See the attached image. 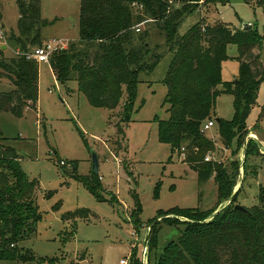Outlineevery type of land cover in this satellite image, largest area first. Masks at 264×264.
I'll return each instance as SVG.
<instances>
[{"label": "rangeland", "instance_id": "rangeland-1", "mask_svg": "<svg viewBox=\"0 0 264 264\" xmlns=\"http://www.w3.org/2000/svg\"><path fill=\"white\" fill-rule=\"evenodd\" d=\"M86 1L40 0L41 16L51 22L42 30L43 43L56 38L67 41L68 46L77 43L81 6ZM169 3L180 8L186 4L195 5V12L181 24L180 35L186 34L200 20L205 25L221 22L234 30L250 24L264 33V7L256 0L250 3L227 0L216 6H207L203 0H169ZM138 8L142 10L141 6H134V11ZM0 12V25H4L5 32V39L0 40L1 95L14 88L1 67V60L18 56L19 46L11 40L18 33L20 11L17 0H0ZM148 23L145 22L142 29L147 28ZM3 45L9 48L5 49ZM227 53L229 59L221 67L222 79L234 82L240 69L237 45H229ZM256 53L260 54L264 69V43ZM171 59L167 54L149 77L142 75L133 109L125 121L122 118L126 93L114 110L94 107L79 90L76 80L60 84L47 62L39 64L37 108L26 109L22 117L8 111L0 114L6 143L16 149L22 169L31 179L39 181L36 202L42 219L37 232L19 246L33 251L37 258H56V262L42 264H121L124 258H129L128 262L132 264L134 253V264H149L150 250L145 243L151 224L161 221V218L157 219L159 212L175 208H198L207 212L216 208L205 220L210 221L230 204L228 200L218 206V187L214 178L200 182L197 168L186 162L180 151H173L170 145L159 140L158 120H167L170 116L169 105L165 104L168 88L164 78ZM234 115V96L220 94L210 118L215 125L204 131L215 142L216 149L208 152L205 158L211 153L210 163H220L229 172L237 167L239 175L233 194L240 193L236 205L253 208L258 204L259 188L264 186V151L256 144L257 152L250 151L247 158L246 149H237V139L231 148L222 142L218 120L231 121ZM246 124L264 140V82ZM93 153L99 158V180L104 187L102 196L107 201H100L80 181L93 174ZM62 160L66 166L61 164ZM242 167L243 180L240 178ZM139 206L140 222L137 225L133 215ZM77 210H89V213L81 212L74 219L63 220L66 213ZM161 226L158 252L167 242L176 240L181 230V227ZM66 234L69 238L63 240ZM1 264L38 263L4 261Z\"/></svg>", "mask_w": 264, "mask_h": 264}, {"label": "trees", "instance_id": "trees-1", "mask_svg": "<svg viewBox=\"0 0 264 264\" xmlns=\"http://www.w3.org/2000/svg\"><path fill=\"white\" fill-rule=\"evenodd\" d=\"M203 1L207 6H216L227 0ZM256 2L264 7V0ZM17 3L18 33L11 40L19 46L20 53L10 60H1V67L14 88L0 95V114L8 111L22 117L26 109L37 108L40 78L39 64L27 59L24 53L45 44L42 30L51 22L42 18L40 0H17ZM134 6H141L142 10L138 8L135 12ZM194 6L175 7L169 0H88L81 6L80 39L53 54L50 64L60 84L76 80L79 90L94 107L114 110L126 93L122 118L125 121L133 109L142 75L149 77L170 54L172 59L164 78L168 88L165 104L169 105L170 116L167 120H158L159 140L179 153L185 148V160L197 168L200 182L214 178L218 206L231 202L210 221L205 220L216 208L207 212L198 208L159 212L157 219L161 221L151 224L146 238L149 264H264V186L259 188L256 206L246 211L236 209L240 193L233 194L237 167L229 172L220 163L205 161V155L213 152L216 144L202 128L211 120L217 97L222 93L231 94L235 115L231 121L218 120L221 139L227 147L231 148L235 139L237 149L243 147L249 133L246 119L257 104L264 82L260 54L256 53L264 43V33L255 27L249 31L234 30L221 22L205 25L200 20L180 35L179 28L195 12ZM144 21L150 25L137 32L135 26ZM231 44L238 47L239 77L234 82H224L221 67L229 59L227 48ZM255 145L250 140L245 150L247 158L250 151L257 152ZM19 158L16 149L6 143L0 127V264L4 261L56 262L54 257L37 258L33 251L19 246L37 232L42 219L36 202L39 181L31 179L22 169ZM80 181L100 201H107L102 196L104 187L99 174L82 177ZM140 210L139 206L133 215L137 225ZM81 212L88 214L89 210L68 212L63 220L74 219ZM161 224L181 227V230L176 240H170L158 252ZM68 238L66 234L63 240Z\"/></svg>", "mask_w": 264, "mask_h": 264}, {"label": "built area", "instance_id": "built-area-1", "mask_svg": "<svg viewBox=\"0 0 264 264\" xmlns=\"http://www.w3.org/2000/svg\"><path fill=\"white\" fill-rule=\"evenodd\" d=\"M147 22V21H145ZM138 24L135 26V30L137 32H140L142 29V25H144V23ZM5 39V32H4V26L0 25V40ZM68 42L63 40V39H53V40H49L48 42H46L43 46L40 47H36L35 49L24 53V55L26 56L27 59L30 60H34L36 61L38 64L42 63V62H47V63H51V57L53 56V54L58 53L60 51L66 50L68 48ZM20 52H18L19 54ZM215 125V122L213 120L207 121L203 124L202 128L203 131L210 129L211 127H213ZM249 133L246 135L245 140H244V144L242 149H246L248 146V143L250 142V140L254 141L262 151H264V142L260 139V137L258 136V134L256 132H254V129H252L251 126L248 127ZM211 153L206 156L205 161H212V157L210 156ZM182 157L183 159L187 158L186 155V150L185 148L182 149ZM61 164L66 166L65 161H61ZM241 175L240 178L243 180L244 176H243V167L241 168ZM241 180V182H242ZM146 244V243H145ZM147 246V244H146ZM146 248V247H144ZM129 258H124L121 260V264H129Z\"/></svg>", "mask_w": 264, "mask_h": 264}, {"label": "water", "instance_id": "water-1", "mask_svg": "<svg viewBox=\"0 0 264 264\" xmlns=\"http://www.w3.org/2000/svg\"><path fill=\"white\" fill-rule=\"evenodd\" d=\"M253 28L252 25H246L244 28H242V30L244 31H249ZM3 48H6L5 46ZM92 172L93 174H99L100 172V164H99V158H98V155L96 153H93V169H92ZM237 193V191L235 192V194ZM234 194V195H235ZM231 202V200H230ZM235 208L236 209H239V210H243V211H246L247 209L245 207H243L242 205H235ZM147 241L148 239H146V244H147Z\"/></svg>", "mask_w": 264, "mask_h": 264}, {"label": "crops", "instance_id": "crops-1", "mask_svg": "<svg viewBox=\"0 0 264 264\" xmlns=\"http://www.w3.org/2000/svg\"><path fill=\"white\" fill-rule=\"evenodd\" d=\"M3 26H4V25H3ZM4 46H5L7 49L9 48V46H7V45H3V47H4ZM6 48H5V49H6ZM51 68H52V67H51ZM52 70H53V69H52ZM53 73H54V71H53ZM54 74H55V73H54ZM55 76H56V75H55ZM39 85H40V78H39ZM28 109H29V108H28ZM248 127H249V126H248ZM258 136H259V135H258ZM263 142H264V140H263Z\"/></svg>", "mask_w": 264, "mask_h": 264}]
</instances>
